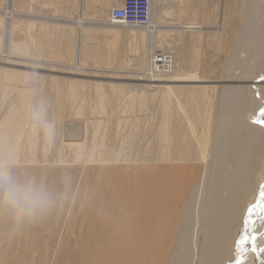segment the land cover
<instances>
[{"label":"bare ground","instance_id":"6f19581e","mask_svg":"<svg viewBox=\"0 0 264 264\" xmlns=\"http://www.w3.org/2000/svg\"><path fill=\"white\" fill-rule=\"evenodd\" d=\"M90 1L100 0H77L73 21L37 15L25 18L33 25L75 26L74 70H83L82 44L89 27L120 28V32L113 30L115 37L132 39L135 50L164 32L190 31L184 45H192L190 53L199 56L193 49L202 44L204 20L196 21L199 14L194 4L195 9L190 10L185 0H170L175 2L177 15L185 14L188 19L163 29L156 16L172 6L169 0H150L156 18L145 26L111 23L112 9L123 7L124 0H112L105 22L98 16L88 20ZM12 2L8 0V6L0 9V19L5 22L3 48L8 54L13 44L9 37L23 19ZM253 2L264 4V0H227L230 8L221 16V30L227 31L225 68L217 81L205 80L197 64L185 71L183 67L190 64L185 51L173 55L166 50L157 55L150 51L145 60L136 59L135 65L144 66L145 74L134 79L156 84L134 86L164 91L156 132L159 164H147L153 177L139 169L144 164L108 163L93 154L82 158L85 140L78 136L67 143L75 151L72 163L40 162L33 150L22 152L15 141L2 140L0 167L7 169L17 184L35 188L42 200L30 213L22 214L0 198V264H264V217L259 207L251 214L248 211L250 206L264 203V81L253 83L264 78V11L261 9L257 20ZM177 57L181 66L176 65ZM171 83L181 92L179 84L198 83L186 86L182 101L176 99L181 107L173 121L179 124L177 129L172 127L170 113ZM230 90L237 92L234 97L227 94ZM102 138L94 131V154L102 146ZM158 173L160 177H156ZM246 217L250 221L247 232ZM242 235H247L249 242L238 252L236 243Z\"/></svg>","mask_w":264,"mask_h":264},{"label":"rangeland","instance_id":"374dc122","mask_svg":"<svg viewBox=\"0 0 264 264\" xmlns=\"http://www.w3.org/2000/svg\"><path fill=\"white\" fill-rule=\"evenodd\" d=\"M111 3L112 0L107 3L105 0L90 1L86 7V17L91 20L94 16H98L100 22H105ZM7 4H9L8 0H0V9ZM76 4L77 0H13L12 7L22 12L23 19L16 23L9 37L10 42L13 41V44L16 42L15 47L12 44L9 54L3 48L6 44L5 22L0 19V145L4 139L10 144L15 141L17 150L22 152L33 150L40 162L72 163L75 151L67 143L72 141L68 140L72 136H78L85 140L82 146V158L87 159L88 155L93 154L108 163L144 164L140 165L139 169L153 177L147 164H159V161H156L159 148L156 144V132L160 125L161 97L164 91L160 87L134 86L135 83L156 84L148 80L134 79L145 74L142 73L144 66L135 65L136 59L145 60L150 51H154L155 55L162 50H166L168 55L185 51L187 52L185 60H189L190 63L189 66L183 67L185 71L194 68L190 65L197 64L198 73L205 75V80L217 81L224 75L226 52L224 43L227 31L221 30V16L222 12L230 8V4L227 6V0L225 2L223 0H185L190 10L197 7L196 12L199 15L196 21L201 23V20H204L200 41L202 44L196 43L197 46L201 44L198 48L193 46V50L199 51V56L190 53L192 45H184L183 40L187 35H191L190 31L164 32L156 35L154 42L144 41L138 47L139 49L135 50L132 39L115 37V31L120 32V28L110 30L89 27L85 30V40L82 44V71L73 69L77 60L76 29L73 28L75 26L42 22H35L33 25L25 20L28 16L37 15L59 21H73ZM96 4L99 7H96ZM170 4L172 5L170 8H163L166 12L160 11L161 15L158 11V16L155 13L152 14L150 7L149 22L155 16L157 20L159 17L161 25L164 26L163 29H169L171 26L187 21L188 17L185 14L177 15V8L173 7L175 2ZM253 6L258 10L256 12L259 14L255 17L259 20L262 15L260 12L264 11V4L261 3L259 6L254 3ZM153 10L156 11V8ZM168 12L171 14L168 15ZM162 14L168 16L164 17ZM253 26L254 23L249 31ZM188 54L192 57L190 58ZM9 61L14 63H9L11 66L4 63ZM182 64L177 57L176 65ZM69 72H80L83 75L74 76ZM72 80L75 81L71 84ZM260 80L264 81V78L254 79L253 83ZM170 85L173 86L172 83ZM179 85L183 87L182 92L178 91L179 86L174 85L171 89L172 123L177 109H181L177 107L176 99L179 97L178 99L182 101V97L186 94L184 92H187L186 86L198 85V83ZM232 91L230 90L227 94L234 97L237 92ZM39 99L44 100L47 107L46 119L55 127V134L51 141L42 132L35 130L29 120L30 106ZM252 101L253 99L250 106L253 107ZM222 119L223 115L220 116V120ZM173 124L174 129L179 127L178 123ZM94 131H98L103 137L102 146L96 154L93 149ZM158 176L160 177L159 173L156 177Z\"/></svg>","mask_w":264,"mask_h":264},{"label":"clouds","instance_id":"9594fccd","mask_svg":"<svg viewBox=\"0 0 264 264\" xmlns=\"http://www.w3.org/2000/svg\"><path fill=\"white\" fill-rule=\"evenodd\" d=\"M47 107L44 100H36L30 106L29 120L32 127L42 132L51 141L55 134L54 125L46 119ZM0 198L22 214L30 213L42 200V195L33 187L17 184L11 173L0 167Z\"/></svg>","mask_w":264,"mask_h":264},{"label":"built area","instance_id":"2783aa9c","mask_svg":"<svg viewBox=\"0 0 264 264\" xmlns=\"http://www.w3.org/2000/svg\"><path fill=\"white\" fill-rule=\"evenodd\" d=\"M123 7L112 9L111 23L145 26L149 22L150 0H124Z\"/></svg>","mask_w":264,"mask_h":264},{"label":"snow or ice","instance_id":"6c2138e0","mask_svg":"<svg viewBox=\"0 0 264 264\" xmlns=\"http://www.w3.org/2000/svg\"><path fill=\"white\" fill-rule=\"evenodd\" d=\"M261 198H262V200H264V191L261 192ZM255 207H259L261 216L264 217V203H261L260 205L250 206L249 209H248L249 214H251L253 212ZM244 223H245V230L247 232L249 230L248 229V225L250 223L248 217L245 218V222ZM251 241L253 242V249H254L255 248V245H254L255 237L254 236L251 237ZM248 242H249V237L247 235H242L241 239L238 240L237 243H236L237 251L238 252L240 251L242 244H246ZM237 264H240V262L237 261Z\"/></svg>","mask_w":264,"mask_h":264}]
</instances>
